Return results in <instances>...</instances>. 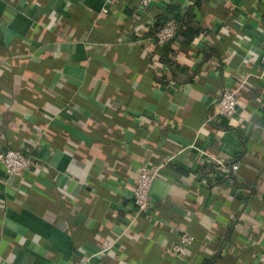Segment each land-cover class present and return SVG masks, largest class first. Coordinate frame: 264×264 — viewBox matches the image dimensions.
<instances>
[{
    "label": "crops",
    "instance_id": "crops-1",
    "mask_svg": "<svg viewBox=\"0 0 264 264\" xmlns=\"http://www.w3.org/2000/svg\"><path fill=\"white\" fill-rule=\"evenodd\" d=\"M263 55L264 0H0V150L45 167L0 165V264H261ZM248 77L238 114L215 116Z\"/></svg>",
    "mask_w": 264,
    "mask_h": 264
},
{
    "label": "built area",
    "instance_id": "built-area-1",
    "mask_svg": "<svg viewBox=\"0 0 264 264\" xmlns=\"http://www.w3.org/2000/svg\"><path fill=\"white\" fill-rule=\"evenodd\" d=\"M143 7L148 6L154 0H139ZM179 24L175 16H171L161 23L155 30V41L158 46H164L171 42L177 35ZM264 57V55H263ZM250 84V79L243 78L234 86L226 88L214 110L217 117L226 116L233 117L238 114L240 109V100L246 93V89ZM44 161L35 157V155L27 154L17 148H7L0 150V165L7 175L19 176L24 171L38 168L44 169ZM239 164L226 166V170L237 171ZM162 166H153L151 164L142 167L139 171L134 195L132 197L133 208L130 219L135 221L142 216L151 213L152 205L150 193L155 180L162 176ZM194 242V237L189 233L180 235L179 241L174 244L173 250L178 253H185ZM258 261L264 264V250L257 255Z\"/></svg>",
    "mask_w": 264,
    "mask_h": 264
},
{
    "label": "trees",
    "instance_id": "trees-1",
    "mask_svg": "<svg viewBox=\"0 0 264 264\" xmlns=\"http://www.w3.org/2000/svg\"><path fill=\"white\" fill-rule=\"evenodd\" d=\"M174 3V2H173ZM173 6H175L174 4H173ZM176 7V6H175ZM181 7H180V9H179V7H177V8H175L173 11H174V16H175V18L177 19V21H178V24H179V26H180V23H181V19H183L184 17L186 18V15H184V14H182L181 15ZM160 26V23L159 22H157V24H156V29L158 28ZM246 92H247V89H246ZM24 151V150H23ZM26 153V152H25ZM27 154H29V153H27ZM33 155V154H32ZM35 155V154H34Z\"/></svg>",
    "mask_w": 264,
    "mask_h": 264
}]
</instances>
